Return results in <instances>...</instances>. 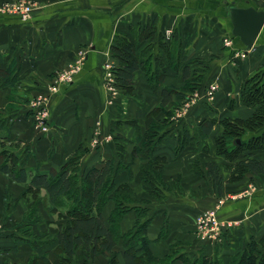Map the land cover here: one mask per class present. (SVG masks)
<instances>
[{
  "label": "crops",
  "instance_id": "crops-1",
  "mask_svg": "<svg viewBox=\"0 0 264 264\" xmlns=\"http://www.w3.org/2000/svg\"><path fill=\"white\" fill-rule=\"evenodd\" d=\"M33 1L35 7L27 20L0 12V69L13 64L20 82L17 88L0 89V108L8 106V115H16L11 137L31 148L32 157L25 165L57 169L64 159L78 155L84 169L114 158V165L121 168L116 183L132 188L130 206L145 209L141 217L135 209L125 213L120 231L131 229L138 218L147 219L151 252L159 258L170 255V264H190L200 257L230 264L249 237L264 250V177L246 174L238 182L225 181L218 195L207 178L194 171L196 159L204 162L215 156L214 136L220 132L219 125L208 137L197 136L194 146L186 145L176 153L182 130L193 135L204 118L245 119L251 115L239 90L243 81L264 68V24L254 47L245 49L231 34L227 6L233 3L259 10L264 9V0ZM115 36L133 40L135 52L146 61V67L133 74L132 93L122 90L117 81L114 94L106 87L105 63L114 68L119 65L110 50ZM227 40L233 41L231 46L225 45ZM77 63L79 68L70 81L56 82L59 74ZM146 73L163 77L159 83L156 79L150 83ZM54 84L58 89L51 92ZM211 84L218 87L208 98ZM167 87H175L185 97L173 95L163 106L170 115L160 110L150 113L161 105V91ZM40 97L44 102L35 105ZM138 104L147 108L142 117L137 116ZM42 109L46 110V131L36 126ZM152 121L164 125L153 137L156 146L152 151L161 160V178L167 186H160L161 198L148 195L140 178L141 165L149 157L138 149ZM205 142L208 153L203 149ZM256 155L264 159V150ZM224 175L227 179L228 174ZM6 186L15 198L22 190L21 185L0 175V213ZM23 209L17 199L13 219L19 220ZM210 209H216L217 218L225 224L215 238H202L196 218ZM1 217L0 264H58L56 244L34 248L25 239L17 240L16 231ZM54 229V222L35 227L38 234ZM119 249L121 242L116 246ZM107 263L102 255L85 261L82 250L77 251L75 264ZM116 264H123L120 256Z\"/></svg>",
  "mask_w": 264,
  "mask_h": 264
},
{
  "label": "trees",
  "instance_id": "trees-1",
  "mask_svg": "<svg viewBox=\"0 0 264 264\" xmlns=\"http://www.w3.org/2000/svg\"><path fill=\"white\" fill-rule=\"evenodd\" d=\"M6 1L11 0L0 3ZM110 50L119 62L114 68L117 84L126 93H132L133 74L146 67L145 59L137 55L133 40L127 36H115ZM162 77L146 73L150 83L154 79L159 83ZM187 77L185 70L184 79ZM19 84L13 64L0 69V89L17 88ZM154 87L155 84L152 89ZM189 91H192L191 86ZM239 94L242 103L252 110L248 118H204L194 129L193 135L189 134L188 129H183L176 146V153L186 145L194 146L197 136L208 137L214 127L221 125L222 130L214 136L215 156L204 162L198 159L194 161V171L205 176L218 195L222 194L225 181L238 182L246 174L264 177V159L256 155L264 150V76L260 78V75L253 74L243 81ZM173 95L181 99L185 97L175 87L163 88L161 105L153 108L150 113L155 114L160 110L167 116L169 113L163 106L171 102ZM146 111L147 108L138 104V117L145 115ZM0 113H4L0 115V175L22 186L16 198L12 196L8 186L4 188L0 214L3 222L8 221L9 228L16 231L17 240L25 239L34 248L43 244H56L54 252L58 264H75L78 250H82L85 261L102 255L107 258V264H116L118 256L123 264H170V255L159 258L151 252L150 240L146 236L147 219L140 221L138 218L131 229L124 233L120 231L119 223L125 213L135 209L136 214L141 217L145 214V209L130 206L132 188L127 183H116L115 177L121 168L120 165H114V158L105 159L99 166L84 169L80 167L78 155L64 159L57 169L26 166V162L32 157L31 148L28 144L22 146V141L12 138L10 134L16 115H8V106L0 108ZM163 127V123L152 121L144 134L142 147L138 149L149 157L141 165L140 178L143 189L153 198L164 195L160 186L167 187L161 178V160L152 155L156 146L153 137ZM237 139L240 140L239 143ZM206 144L205 142L203 149L208 153ZM136 153L137 149L134 148L132 156L135 157ZM124 171L130 174L128 169ZM224 172L228 174L227 179ZM41 189L44 190V195L41 194ZM17 199L24 204L19 220L12 217ZM52 222L55 223L53 232L46 230L36 233L37 225L47 226ZM120 242L121 249L116 250ZM183 260L187 262L186 258ZM190 264L221 262L200 257ZM230 264H264V250L253 237H249L245 245L235 252Z\"/></svg>",
  "mask_w": 264,
  "mask_h": 264
},
{
  "label": "built area",
  "instance_id": "built-area-1",
  "mask_svg": "<svg viewBox=\"0 0 264 264\" xmlns=\"http://www.w3.org/2000/svg\"><path fill=\"white\" fill-rule=\"evenodd\" d=\"M35 7V3L33 0H11L6 1L3 3H0V12L6 13V14H12L15 16H18L21 20H27L30 18L32 10ZM225 45L231 46L232 41L227 40L225 42ZM81 59L83 58L82 55ZM80 61V59H79ZM78 61V62H79ZM78 63L75 64L70 70L59 74L57 76L56 82L61 81H70L73 73L79 68ZM105 69V77H106V87L108 90H110L113 94L116 92V85H115V73H114V65H112L109 62H106L104 65ZM216 84H211L207 91L206 95L208 98H212L214 92L217 90ZM57 85H52L50 87L51 92L57 91ZM45 98L40 97L37 100L34 101L35 105H41L44 102ZM187 105V104H186ZM186 107L181 109V111L178 112V114H181L185 111ZM46 117V110L42 109L38 113L37 117V128H39L41 131H46L47 127L44 122V118ZM96 143V140H94ZM222 201L219 202L221 204ZM218 204V205H219ZM217 205V206H218ZM225 224V221H222L217 218L216 216V209H210L205 212H202L197 218H196V226L199 234L202 236V238H215L218 235V232L220 228Z\"/></svg>",
  "mask_w": 264,
  "mask_h": 264
},
{
  "label": "water",
  "instance_id": "water-1",
  "mask_svg": "<svg viewBox=\"0 0 264 264\" xmlns=\"http://www.w3.org/2000/svg\"><path fill=\"white\" fill-rule=\"evenodd\" d=\"M227 13L232 23V36L240 39L243 48H253L264 24V9L257 10L252 6L240 8L232 3L227 6Z\"/></svg>",
  "mask_w": 264,
  "mask_h": 264
},
{
  "label": "rangeland",
  "instance_id": "rangeland-1",
  "mask_svg": "<svg viewBox=\"0 0 264 264\" xmlns=\"http://www.w3.org/2000/svg\"><path fill=\"white\" fill-rule=\"evenodd\" d=\"M262 67V66H261ZM263 68H258V70L254 73V74H256V75H260V78L262 77V76H264V74H263ZM262 75V76H261ZM4 115V113H0V115ZM219 128H220V131L222 130V127H221V125H219ZM219 132V131H218ZM219 134V133H218ZM238 141H240L239 139H237ZM239 143V142H238ZM206 146H209V144H206ZM7 148H8V144H7Z\"/></svg>",
  "mask_w": 264,
  "mask_h": 264
}]
</instances>
